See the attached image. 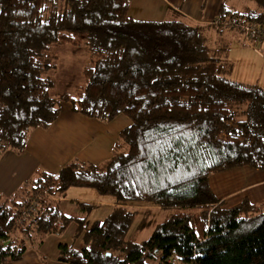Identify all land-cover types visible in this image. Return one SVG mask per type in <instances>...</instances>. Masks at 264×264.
<instances>
[{
    "label": "trees",
    "instance_id": "trees-1",
    "mask_svg": "<svg viewBox=\"0 0 264 264\" xmlns=\"http://www.w3.org/2000/svg\"><path fill=\"white\" fill-rule=\"evenodd\" d=\"M131 1L0 0V156L21 153L32 130L58 119L62 101L101 122L124 114L131 121L111 157L37 169L0 196V264L20 260L46 235L62 236L71 222L72 243L57 244L56 261L264 264V200L226 208L209 185L231 168L264 170V89L234 80L227 58L229 36L244 41L239 24L264 25V0L243 13L223 2L211 27L134 19ZM63 44L85 46L89 60L84 83L54 96L45 72ZM69 187L92 188L115 205L93 222L90 204L65 214L59 202ZM139 207L166 215L136 242L127 234Z\"/></svg>",
    "mask_w": 264,
    "mask_h": 264
},
{
    "label": "crops",
    "instance_id": "crops-1",
    "mask_svg": "<svg viewBox=\"0 0 264 264\" xmlns=\"http://www.w3.org/2000/svg\"><path fill=\"white\" fill-rule=\"evenodd\" d=\"M223 2L224 0H132L128 14L142 21L182 19L211 27L217 19ZM263 46L248 47L264 59ZM83 48L73 46L71 50L77 53ZM84 50L87 52L86 49ZM243 54L244 52L240 55ZM235 59L238 58L235 57ZM248 68L251 69L248 72L233 69V79L244 83L259 82L264 87L262 73L259 71L255 73L254 67L248 66ZM68 91L70 90L57 88L53 82L52 95ZM60 107V116L49 128H36L31 131L26 147L21 153L6 151L0 156L1 197L13 195L21 183L30 178L37 169L56 173L73 159L97 164L111 157L119 131L131 123L125 115H119L110 122H101L72 111L70 103L64 101L60 103ZM209 185L214 195L223 200V206L226 208L240 203L245 197L255 203L264 200V170L247 166L231 168L211 175ZM250 189L251 192H249ZM75 203H85L95 207L91 213L92 221L104 219L115 205L112 197L102 196L92 188L69 187L65 197L59 202V208L64 212L66 208H73ZM77 208L80 215V209ZM60 242L71 244L72 236L70 238L55 236L54 245L56 246H54V254L51 258H46L42 254L44 252L42 240V243L29 244L20 260L7 264H67L56 261L57 244Z\"/></svg>",
    "mask_w": 264,
    "mask_h": 264
},
{
    "label": "rangeland",
    "instance_id": "rangeland-1",
    "mask_svg": "<svg viewBox=\"0 0 264 264\" xmlns=\"http://www.w3.org/2000/svg\"><path fill=\"white\" fill-rule=\"evenodd\" d=\"M224 4L226 5L227 9L232 11L235 10L242 13L244 11L255 10L257 8V5L256 3L253 2V0H224ZM213 25L215 26V23ZM229 38L230 40L228 43L229 50H228L227 58L232 63L231 77L233 78V73H234L233 69L234 70L240 69L239 71L241 72H246V71L248 72V70H251L248 68V66L254 67L255 73H258L259 71L262 73V76H264V59L256 55L253 49L245 45L244 41L237 38L236 35H234L233 37L229 36ZM259 46L261 45L257 43L256 48H258ZM74 47H84V48L78 50L77 53H74L71 50L73 49V45L63 44L59 46H54L51 50V52L55 57V59L53 60L55 67L46 71L45 75H47L52 81L54 80L53 82L55 83V86L57 88H64L71 91L75 86L84 83V78L82 75V67L89 60L88 58L89 55L88 54L86 55L87 52H85L84 50L86 49L85 46H74ZM242 52H244V54L241 56L240 54ZM235 57H237L238 59H235ZM252 84L258 85L259 82L258 83L255 82ZM259 86L261 85L259 84ZM262 88L264 89V87ZM124 115H120V116H124ZM251 189L249 192H251ZM255 192H257V190ZM77 207L79 206L77 203H75L73 204V208L71 209L66 208V211L64 212L73 216L74 214H78L79 212ZM94 208L95 207H93V209L87 214L88 221L90 220L91 222H93L92 221L93 215L91 216V213L94 210ZM135 209L139 211V213L137 217L133 220L132 222L133 224L127 235H128V239L130 238L135 240L136 242H140V240L147 239L151 235V232L155 227V225L160 223L162 219L165 217L166 211L160 209L157 210L150 209L148 211L147 207L146 208L139 207ZM74 229H75V223L71 222L62 236L65 238H70L73 234ZM54 239H55L54 235H46L45 237H43L44 252L42 254L46 258H51V256L54 254V246H56L54 245ZM80 246H81L80 241L79 240L76 241L75 247H80Z\"/></svg>",
    "mask_w": 264,
    "mask_h": 264
},
{
    "label": "built area",
    "instance_id": "built-area-1",
    "mask_svg": "<svg viewBox=\"0 0 264 264\" xmlns=\"http://www.w3.org/2000/svg\"><path fill=\"white\" fill-rule=\"evenodd\" d=\"M216 23V21L214 22ZM238 28L241 30L242 36L244 37V43L252 48H256L257 43L259 45L264 44V25H260L257 22H247L244 24H239ZM35 200H31L28 207L24 209L21 217L18 218L20 223L22 218L27 216L31 210H33Z\"/></svg>",
    "mask_w": 264,
    "mask_h": 264
}]
</instances>
